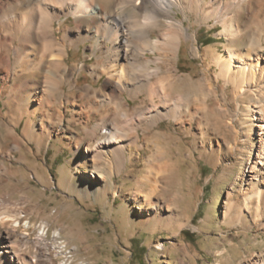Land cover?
<instances>
[{"label":"bare ground","instance_id":"1","mask_svg":"<svg viewBox=\"0 0 264 264\" xmlns=\"http://www.w3.org/2000/svg\"><path fill=\"white\" fill-rule=\"evenodd\" d=\"M10 1L0 2V96L5 105L1 117L7 118L5 124L0 121L4 127L2 136L0 132L1 149L8 141L21 148L25 138L55 134L66 145L73 149L80 147L81 151L80 155L75 154V166L63 171L64 177L74 179L76 167L82 166L86 171L77 179L86 191L96 188L106 194L114 189L115 195L119 192L115 188V175L123 171L128 160L140 158L141 144L150 147L153 154L145 159L147 174L136 176L132 199L139 209L152 208L147 215L153 227L171 226L174 218L168 216L166 204L159 206L162 199L156 196V187L147 189L160 162L159 148L165 135L157 128L169 118L195 137L199 132L203 134L210 97L222 78L226 86H233L236 98L259 99L247 103L258 132L254 159L249 158L248 173L244 175L248 185L240 189L241 201L230 200L233 192H227L224 215H229L231 221L246 222L243 208H254L257 211L250 215L264 228V0ZM176 9L189 20L190 26L177 16ZM70 15L74 17L75 28L62 27V17ZM244 18L249 21L247 25ZM213 20L222 25L220 36L226 39L223 50L214 46L200 53L197 46L194 53L209 60L208 69L217 66L215 82L195 80L190 74L178 75L174 62L183 39L198 40L190 27L195 22L213 24ZM57 32H62L60 37ZM87 40L93 41L91 48L98 61L83 67L94 78L104 77L99 89L78 86L75 73L79 66L66 62L69 46ZM38 47L42 48L41 53H36ZM65 85L69 93L80 90L86 101L79 103L75 96L65 101L62 97ZM126 93L139 99V103L130 105ZM69 113L71 117L66 120ZM24 118L27 119L22 136L18 127ZM75 120L80 121L85 133L75 129L72 124ZM141 130L151 133L146 142H142ZM88 170L90 176L86 174ZM8 207L0 210V215L19 213ZM237 207L240 213H233ZM15 216L16 221L18 215ZM4 221L0 216L2 225ZM45 227L43 223L35 242L47 256L56 245L51 247L44 242ZM59 234L55 231L54 237ZM25 237L26 233L19 234L15 227L0 232V264L39 261V256L30 258L17 249L16 242ZM262 261L257 258L251 264Z\"/></svg>","mask_w":264,"mask_h":264},{"label":"rangeland","instance_id":"2","mask_svg":"<svg viewBox=\"0 0 264 264\" xmlns=\"http://www.w3.org/2000/svg\"><path fill=\"white\" fill-rule=\"evenodd\" d=\"M176 10L177 16L190 26L183 13ZM248 22L244 18L246 25ZM215 24L214 20L213 24L195 22L190 27L191 33H197L198 40L183 39L174 62L178 75L190 74L195 80L215 82L219 72L217 66L208 69L209 60L194 53L197 46L200 53L214 46L223 50L226 39L220 36L222 25L211 28ZM61 26L75 28L74 17L63 16ZM61 34L57 32L58 37ZM157 34L153 32L154 36ZM92 43L87 40L69 46L66 62L79 66L75 73L78 86L99 89L105 82L104 77L94 78L83 67L98 61ZM37 49L36 53L42 48ZM148 55L155 56L152 52ZM185 59L187 68L183 69L180 66L185 64ZM63 89L65 101L74 96L79 103L86 101L81 98L80 90L73 94L68 92L66 85ZM126 96L130 105L139 103V99L127 93ZM258 100L236 98L233 86H226L221 78L210 97L203 134L198 131L200 134L195 137L173 119L165 118L160 122L157 129L165 133L159 148L161 159L147 189L156 187V196L162 199L159 206L166 204L168 216L174 218L171 226L153 227L147 215L152 208L139 209L132 199L136 176L147 174L145 159L153 154L150 147L141 144L140 158L128 160L123 171L115 175V188L119 192L114 195V189L106 194L96 188L86 191L77 179L86 171L82 166L76 167L74 179L64 177L63 171L75 166V154L80 155L81 151L80 147L73 149L66 145L55 134L25 138L21 148L10 141L4 143L0 148V210L9 206L7 209L14 208L19 213L1 214L6 221L3 225L0 223V232L15 227L19 234L26 233L25 238L16 242L17 249L30 258L39 256L38 264H60L62 261L66 264H251L257 258L264 260V228L250 215L257 210L241 205V210L244 207L242 213L247 215L246 222L231 221L229 215H224L227 192H233L230 200L241 201L240 189L248 185L244 175L248 173L249 158L250 161L254 159L258 132L247 103ZM4 112V98L0 96V121L5 124L7 118L1 117ZM70 117V113L67 114L66 120ZM40 118L38 116V121ZM26 119L18 127L22 136ZM79 122L75 120L72 124L77 131L85 133ZM108 125H111L109 121ZM3 131L0 125L1 136ZM141 134L142 142L151 135L143 130ZM86 174L90 176L91 171ZM232 212L240 213L238 207ZM15 215L19 222L13 220ZM43 223H46L44 242L51 247L56 245L47 256L35 242ZM185 230L192 234L191 238L183 233ZM55 231L60 232L58 238L54 237Z\"/></svg>","mask_w":264,"mask_h":264},{"label":"trees","instance_id":"3","mask_svg":"<svg viewBox=\"0 0 264 264\" xmlns=\"http://www.w3.org/2000/svg\"><path fill=\"white\" fill-rule=\"evenodd\" d=\"M184 62H185V64H183V65L180 66V67L183 68V69L187 68V65H186L187 60L185 59ZM204 168H205V167H204ZM183 233H184L188 238H191V237H192V234H190V232H188L187 230L183 231Z\"/></svg>","mask_w":264,"mask_h":264}]
</instances>
